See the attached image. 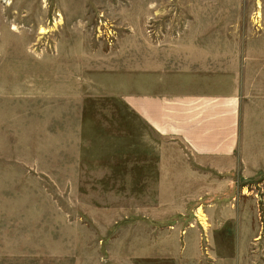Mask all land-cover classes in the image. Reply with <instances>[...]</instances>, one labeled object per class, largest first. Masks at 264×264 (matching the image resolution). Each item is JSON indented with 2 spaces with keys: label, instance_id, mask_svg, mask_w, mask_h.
<instances>
[{
  "label": "rangeland",
  "instance_id": "1",
  "mask_svg": "<svg viewBox=\"0 0 264 264\" xmlns=\"http://www.w3.org/2000/svg\"><path fill=\"white\" fill-rule=\"evenodd\" d=\"M188 90L233 92L230 154L129 104ZM0 264H264V0H0Z\"/></svg>",
  "mask_w": 264,
  "mask_h": 264
},
{
  "label": "crops",
  "instance_id": "2",
  "mask_svg": "<svg viewBox=\"0 0 264 264\" xmlns=\"http://www.w3.org/2000/svg\"><path fill=\"white\" fill-rule=\"evenodd\" d=\"M165 66L153 67L146 78H217L185 68L167 74ZM131 109L151 130L162 138L182 142L195 155H228L234 146V113L237 105L233 92L218 95L214 90L177 93L147 92L130 96Z\"/></svg>",
  "mask_w": 264,
  "mask_h": 264
}]
</instances>
